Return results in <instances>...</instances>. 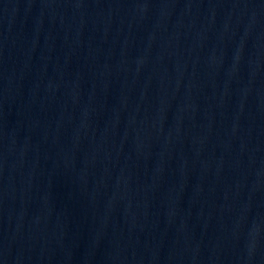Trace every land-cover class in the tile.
I'll use <instances>...</instances> for the list:
<instances>
[{
	"label": "water",
	"instance_id": "95a60500",
	"mask_svg": "<svg viewBox=\"0 0 264 264\" xmlns=\"http://www.w3.org/2000/svg\"><path fill=\"white\" fill-rule=\"evenodd\" d=\"M0 264H264V0H0Z\"/></svg>",
	"mask_w": 264,
	"mask_h": 264
}]
</instances>
